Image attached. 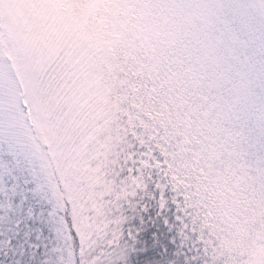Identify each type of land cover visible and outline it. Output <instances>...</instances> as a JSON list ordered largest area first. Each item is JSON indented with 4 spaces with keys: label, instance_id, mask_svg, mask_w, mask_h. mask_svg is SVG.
<instances>
[{
    "label": "snow or ice",
    "instance_id": "obj_1",
    "mask_svg": "<svg viewBox=\"0 0 264 264\" xmlns=\"http://www.w3.org/2000/svg\"><path fill=\"white\" fill-rule=\"evenodd\" d=\"M0 264H264V0H0Z\"/></svg>",
    "mask_w": 264,
    "mask_h": 264
}]
</instances>
